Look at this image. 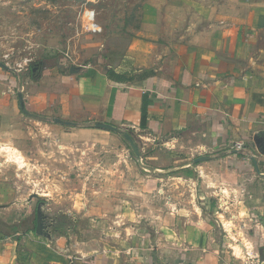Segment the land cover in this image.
Returning <instances> with one entry per match:
<instances>
[{
    "label": "crops",
    "instance_id": "obj_1",
    "mask_svg": "<svg viewBox=\"0 0 264 264\" xmlns=\"http://www.w3.org/2000/svg\"><path fill=\"white\" fill-rule=\"evenodd\" d=\"M103 3L110 6L103 39L72 64L38 63L28 80L0 67V133L22 114L76 124L69 127L78 133H105L93 129L103 123L145 138L150 146L176 142L185 154L184 149H198L202 154L176 162L182 168L195 165L199 190L207 185L205 192L219 199L223 236L211 239L200 232L169 240L159 224L154 242L140 237L147 245L127 257L82 234L73 239L52 230L49 241L30 227L18 232L21 205L13 203L0 205V215L10 211V218H0V264H264V0ZM18 94L31 115L20 110ZM55 125L57 134L65 131ZM236 143L243 149L234 150ZM2 191L0 204L6 198ZM195 211L200 227L194 230L200 231L205 221L201 209ZM229 223L239 229L230 230Z\"/></svg>",
    "mask_w": 264,
    "mask_h": 264
},
{
    "label": "rangeland",
    "instance_id": "obj_2",
    "mask_svg": "<svg viewBox=\"0 0 264 264\" xmlns=\"http://www.w3.org/2000/svg\"><path fill=\"white\" fill-rule=\"evenodd\" d=\"M103 2L0 0V62L8 64L10 70L21 65L19 74H26V80L38 63L72 64L103 39L100 34L109 23L110 9ZM53 126L57 125L52 119L43 122L21 114L0 133V189L6 194L0 205H21H17L18 232L31 228L39 199L29 198L38 194L42 197L39 201L44 202L40 205L43 212L71 220L59 228V234L65 232L63 235L73 239L82 234L83 239H95L105 250L113 248L127 257L132 256L133 248L141 251L147 245V239L140 237L148 236V241L154 242L159 224L166 228L169 240L200 232L211 239L223 236L219 199L211 197L207 185L199 190L195 165L182 168L176 162L185 155L193 159L202 154L200 150L184 149L187 155L176 142L162 146L165 143L157 141L156 146H150L152 142L145 138L119 129L132 136L141 154L138 159L120 134L107 130L78 133L69 126L57 134ZM155 168L178 170L157 174ZM199 191L204 193L200 199ZM198 208L205 221L200 231L194 230L200 227L195 224L200 219L195 211ZM176 209L183 212L177 214ZM6 212L0 218H10V211ZM227 225L230 230L239 229L236 224Z\"/></svg>",
    "mask_w": 264,
    "mask_h": 264
},
{
    "label": "water",
    "instance_id": "obj_3",
    "mask_svg": "<svg viewBox=\"0 0 264 264\" xmlns=\"http://www.w3.org/2000/svg\"><path fill=\"white\" fill-rule=\"evenodd\" d=\"M0 67L5 68V69L8 68L5 64H3L1 62H0ZM73 69L74 68H71L70 69V72L73 71ZM18 100H19L20 110L24 114L31 115L30 113H28L25 110V107H24V103H23L22 95L21 94H18ZM52 122L54 124H58V125H62V126H76V124H73V123H70V122H66V121H63V120H60V119H57V118L52 119ZM94 128H96V129H102V130H107V131L114 132L116 134L122 135V137L124 138V140H126V142L131 147V149L134 152V154L136 155V157L138 159L141 158V154L138 151V148L136 146V143L134 142L132 136L129 133H127V132H121L117 127L112 126V125H109V124H103V123H95L94 124ZM260 142H261V140H259L258 138H255V143H256L257 146L260 145ZM199 161H201V159L196 160L195 163H198ZM173 171H174V169H168V170L167 169H158V168L157 169H154V172L157 173V174H167V173H170V172H173ZM32 198H36V199H39V200L42 199V197L40 195H38V194H34V195L30 196L29 201ZM40 205L43 206L44 205V202L41 201L40 204L37 206V217L38 218L40 217V211H41V207H42ZM34 233L36 235H38V236L44 237V238L48 239L49 241H51L53 239V237H54L55 231H52V232H50L49 230L46 231V232L40 231V224L38 222V224L36 225V228L34 230Z\"/></svg>",
    "mask_w": 264,
    "mask_h": 264
},
{
    "label": "flooded vegetation",
    "instance_id": "obj_4",
    "mask_svg": "<svg viewBox=\"0 0 264 264\" xmlns=\"http://www.w3.org/2000/svg\"><path fill=\"white\" fill-rule=\"evenodd\" d=\"M41 201L38 200L37 205L35 209L33 210L32 219H31V229L36 228V225L40 224V231L46 232V231H52V230H60L61 226H67L71 220L65 219L64 215L63 217H51L50 215L43 212V210L40 211V217H37V206L40 204ZM42 209V208H41ZM38 218V219H37Z\"/></svg>",
    "mask_w": 264,
    "mask_h": 264
},
{
    "label": "built area",
    "instance_id": "obj_5",
    "mask_svg": "<svg viewBox=\"0 0 264 264\" xmlns=\"http://www.w3.org/2000/svg\"><path fill=\"white\" fill-rule=\"evenodd\" d=\"M7 67H8V64H5ZM17 66V65H16ZM15 66V68H13V70L14 71H18V72H20L21 71V65L19 66V67H16ZM9 68V67H8ZM18 68V69H17ZM233 149L234 150H236V151H240V150H242L243 149V143H236L235 145H234V147H233ZM250 258H252V257H250ZM249 258V259H250ZM258 260V259H257ZM256 264H262V262H260V260H258L257 262H256Z\"/></svg>",
    "mask_w": 264,
    "mask_h": 264
},
{
    "label": "trees",
    "instance_id": "obj_6",
    "mask_svg": "<svg viewBox=\"0 0 264 264\" xmlns=\"http://www.w3.org/2000/svg\"><path fill=\"white\" fill-rule=\"evenodd\" d=\"M146 107H147V101L146 98H144L142 104V110H141V123H140L141 127L145 126Z\"/></svg>",
    "mask_w": 264,
    "mask_h": 264
}]
</instances>
